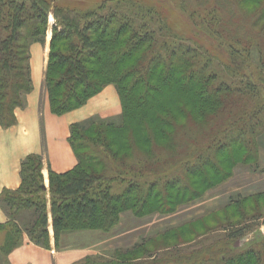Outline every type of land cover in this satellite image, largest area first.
Masks as SVG:
<instances>
[{
    "label": "trees",
    "instance_id": "obj_1",
    "mask_svg": "<svg viewBox=\"0 0 264 264\" xmlns=\"http://www.w3.org/2000/svg\"><path fill=\"white\" fill-rule=\"evenodd\" d=\"M199 3L205 6L189 15L216 23L218 4ZM260 6L263 17L264 4ZM50 13L56 19L46 72L52 112L61 115L81 107L106 85L115 84L124 118L120 125H72L70 141L78 162L63 173L49 171L56 244L67 232H109L126 212L136 217L174 213L228 181L237 166L260 169L264 99L252 102L249 97L253 92L257 95L256 86L242 81L239 90L220 74L215 66L219 64L206 49L188 44L168 25L159 6L142 0H101L87 9L54 0H0L1 124L15 123L16 109L23 107V96L32 89L29 47L34 41H45ZM216 24L233 39L229 49L240 64L236 72L231 71L235 76L244 70L241 53L250 58L254 46L264 68L261 43L250 36L243 39L239 28L231 29L225 21ZM125 60L131 65L122 70ZM181 77L186 80L183 87L192 93L190 100L181 103L178 115L158 114L160 132L146 123L144 144L133 133L124 142L116 134L109 138L106 129L126 126L133 88H142L137 97L142 102L155 81ZM42 167L37 155L29 156L22 163L20 187L3 193L9 218L3 224L8 229L0 242V264H8L7 255L21 243L24 233L36 245L51 246ZM261 218L264 192L235 196L203 217L143 236L110 255H90L74 264H264V233L249 247H236L240 239L255 232L252 225ZM214 224L224 229H215ZM218 230L224 235L211 239Z\"/></svg>",
    "mask_w": 264,
    "mask_h": 264
},
{
    "label": "rangeland",
    "instance_id": "obj_2",
    "mask_svg": "<svg viewBox=\"0 0 264 264\" xmlns=\"http://www.w3.org/2000/svg\"><path fill=\"white\" fill-rule=\"evenodd\" d=\"M101 0H54V3L57 2L59 5L66 6V7H74L78 9H87V8H93L97 4H99ZM150 5H157L160 7V11H163L168 21V25H170L171 28H173L180 36L184 37L188 44L192 46H202L204 49H206L213 57L216 63L219 65L215 66L217 69L220 70V74L226 76V79L229 82H233V85L236 86L239 90L243 87L242 81H244V84L246 81H251L253 85L257 88V95L255 92H253V95H249L250 100L252 102H256L258 99H264V68L259 63L260 57H259V48L254 46L251 50V56L250 58H246V54L244 55L241 53V57H243L245 60V64L242 63L244 70H241L240 73L235 76L234 71L235 68L238 67L240 64H236L235 61L232 58L231 51L229 48L230 42H233L232 37L229 34H222V31L219 29L218 24L216 23H222L226 22L227 26L231 29L239 28L240 35L243 39H246L248 36L252 37V39L255 42L261 43L263 45L264 50V15L261 16L262 10L259 8V3H261L264 0H213L216 4H218V15L219 20H215L216 23L211 22L204 18L201 15H192V17L189 15V11H193V9H200L204 7L205 5L201 4L198 5V3L201 0H142ZM245 1V2H243ZM200 4V3H199ZM258 4V5H257ZM264 4V2L261 4V6ZM260 6V7H261ZM197 11V10H195ZM194 18V19H193ZM56 22V19L54 17L53 13H50L48 18L49 26L46 30L45 34V41H34L30 44L29 47V66H30V74H31V83H32V89L29 93H26L24 98V105L21 107L23 110L26 109L27 106V99L28 95L33 91L35 96V105L37 106V109L32 104L29 108L30 116L34 119L36 115L39 116V123L38 125L35 123H29L28 130L33 134V141L32 146L25 145L24 144V138H19V142L14 144V153L13 150L10 148H7V145L11 144V141H14L15 139L11 137V135L7 134L5 137L0 138V163L4 164L5 162H12L14 163L16 161V155L19 152V148L21 151H24L25 149L33 150L30 151L21 161L20 164V184L16 188H4L2 192L0 193V206L3 209L4 213L6 214L7 220L5 222H0V242L4 241L5 237V230L8 229L3 225L8 221V214L6 212V208L2 204V196L4 191L6 190H16L20 187L22 182V172L21 167L23 161L28 158L31 155H37L43 164L42 167V173L44 176V185L46 187L45 197L47 201V210L49 213V230L52 226V214H51V193H50V181H49V171L54 170L58 173L66 172L72 168L66 169L64 171H57L52 167V162L54 161V153L53 148H60L59 152L62 151V149H65L64 147H67L69 149H73L70 136H71V127L73 124H81L88 126L92 122L103 124V126L107 125L108 123H113L115 125H120L123 123L122 115H123V103H122V97L118 90V87L115 84H108L106 85L100 92L92 96L83 106L78 107L74 110H71L67 113L56 115L51 110L50 100H49V93L46 86V72L51 52V39L53 36V27ZM199 25H197V23ZM242 24V26H241ZM235 30V29H234ZM221 40V41H220ZM249 44L248 42H246ZM245 44V43H244ZM237 48L241 49V45L234 44ZM239 56V55H237ZM131 63L127 62L126 60L120 65V69L126 70ZM34 70L32 67H34ZM233 70V71H232ZM232 71V72H231ZM36 74L39 76V78H36ZM243 74H246L243 75ZM248 76V77H247ZM162 79V78H161ZM160 79V81H155L154 86H152V89L148 90L146 92L145 99L141 102L138 100V96L143 92L142 88L136 87L133 88L132 92L134 94L133 101L131 102V108H130V116L127 120L126 126L120 129L117 128H108L106 129L107 134L109 138H114L116 134V139L123 141L125 138H130L132 136V133L136 136V139L138 143L144 144L143 135L145 133L143 132L144 126L146 123H151L154 126H156V132H160L159 129H157L158 126V114H166L167 112H171L174 115H178L177 109L182 107V102L186 100H190L187 97L191 93L190 90H187L183 87L186 80H184L182 77L177 80V78H166L163 81ZM132 77H128L126 81H128V85L132 84ZM133 86V85H132ZM129 92V90H128ZM192 94V93H191ZM47 97H48V103H49V112L47 110ZM34 101V99H33ZM16 109V118H17V110ZM74 111V112H72ZM71 112V113H70ZM36 113V114H35ZM49 113H52L54 119L57 121V125H59V129L57 130L59 133L57 134L56 140H48L47 134L48 130L52 125L48 123L47 119L49 120ZM48 116V118H47ZM18 124V118L16 119L15 123L10 126H4L0 123V127L4 130H10L13 131L16 125ZM26 127V128H27ZM37 127V129H36ZM23 127L16 128V130H21ZM34 132V133H33ZM39 133V141H36ZM47 133V134H46ZM114 135V136H113ZM56 136V135H55ZM95 137V135L93 136ZM53 138V133L51 131V139ZM264 140V139H263ZM264 143V142H263ZM262 143V144H263ZM264 145V144H263ZM53 154H51V153ZM50 153V155H49ZM64 153V150H63ZM61 153L59 155L60 159H62L65 154ZM75 153V152H74ZM8 156H15L8 159ZM44 162H46V168H44ZM78 162V159H77ZM77 164V163H76ZM240 166H246V168H249V165H239ZM238 167V166H237ZM46 169V170H45ZM252 169V168H249ZM253 170V169H252ZM225 183V182H224ZM221 184L222 185H224ZM197 186V185H195ZM220 186L214 188L209 193L212 194L211 198H214L217 193H221L219 191H222L225 189V186H222L219 189ZM217 189V190H216ZM207 192V193H208ZM226 192V190H225ZM222 192V193H225ZM206 193V195H208ZM205 197V196H204ZM234 197V196H233ZM224 198L226 200H224ZM208 199V198H207ZM206 199V200H207ZM211 199H208L205 204L203 201H197L195 204L190 205H184L179 208L174 213L169 214H153L146 217H136L132 212H129L127 214L126 219L123 218V223L121 226H119L116 229H120L118 231H122L123 233H128L129 231H134L131 236H125V238L117 240V243H130V240H133V238H139L141 240L142 236H152L156 234V232L168 229L169 227H173L177 224H180L182 222H185L190 219L194 218H200L209 213L210 211H214L216 208L221 207L225 205L228 200L227 197L223 196L216 198V202ZM193 205V206H192ZM197 205V206H196ZM221 211L220 213H222ZM225 213L223 212L222 215ZM130 215V216H128ZM222 219V218H221ZM253 223V221H252ZM252 225V224H251ZM215 224L213 225V227ZM53 228V226H52ZM215 229H224V228H217ZM24 229V228H23ZM122 229V230H121ZM136 229H145L146 233L142 232L143 230ZM252 229H256L255 232L250 233L246 237L240 239L238 243L240 244L239 247L243 246L244 248L247 247L248 244H252L254 239L259 236L260 233H264V218L258 219L255 221L252 225ZM81 232H91L89 230H80ZM93 231V230H92ZM71 233V232H67ZM153 233V234H151ZM224 235L222 233V230L215 231L213 234L210 235L211 239L214 237L217 238L219 236ZM25 236H27L26 233H24V237L19 245L15 247L17 249L19 246H21L25 240ZM136 236V237H135ZM28 237V236H27ZM29 238V237H28ZM30 242H32L29 239ZM76 242H78L80 245H82L81 241L87 242L83 239H76ZM34 243V242H32ZM35 244V243H34ZM238 247V248H239ZM14 249V250H15ZM13 250V251H14ZM13 251L7 255L6 260L8 261V264H18V262H15L16 259L12 257ZM109 252V251H108ZM111 252L103 254V255H110ZM33 253L28 254V258L33 257ZM28 258L27 264H30ZM15 260V261H14ZM29 262V263H28Z\"/></svg>",
    "mask_w": 264,
    "mask_h": 264
},
{
    "label": "crops",
    "instance_id": "obj_3",
    "mask_svg": "<svg viewBox=\"0 0 264 264\" xmlns=\"http://www.w3.org/2000/svg\"><path fill=\"white\" fill-rule=\"evenodd\" d=\"M34 68L35 66L32 67L33 70ZM34 74H35V70H34ZM35 77L39 78L37 74ZM27 101L28 102H27L26 109L23 110L22 108H20L19 110H17L18 124L15 127H13L14 128L13 131H11V129L4 130L0 127V138H3L7 134H9L11 135L12 138L15 139L14 141H11V144L9 141V144L7 145V148H10V145H11V149L13 150V153H14V144L19 142V138L21 137L24 138L25 145L32 146V143H34V141L32 140L33 134L28 130L27 126L29 125V123H35L36 125H38L37 122L39 123L40 121L38 115H36V117H34L33 119L30 116L31 113H29V108L32 104L34 105L31 107H34L37 109V106L35 105V96H34L33 91L28 95ZM47 110L49 112L48 97H47ZM48 116L50 118L49 120L47 119V121L48 123H50V125H52V127L49 128L48 134L46 133L47 139L54 141L58 137L57 134L59 132L57 130L59 129V125H57V121L53 117L56 115L49 113ZM20 127H23V129L16 130V128H20ZM51 131L53 133L52 139H51ZM37 141H39V133H38V137L35 143ZM1 144L2 142L0 143V145ZM263 144L261 145L260 150H259V163H260L259 170L255 171V170L249 169L250 167L246 168V166L236 167L234 171V175L228 181H226L224 185H222V186H225V189H223L222 191H219L221 193H217L214 198H211L212 194L208 192L207 193L208 195H205V197L202 199L203 203L205 204V202L208 199H211L210 201L213 200V202L214 201L216 202V198L222 197L223 194L225 197H227V200L229 201V199L233 196L234 197L240 196V195L246 196V195H250L254 193L264 192V145ZM64 148L65 149H62V151L60 152H59L60 148H56V147L53 148L52 153H54V157H53L54 161L52 162V167L57 171H64L66 169L72 168L77 163V157L74 151L67 147H64ZM63 150H64V153H63ZM30 151H33V150H29L27 148L24 151H21V149L19 148V152L16 155V161L14 163L12 162H5L4 164L0 163V193L2 192L4 188H16L19 186L20 178H21L20 177V164H21L22 159ZM61 153L65 154V156L62 159H60L59 157ZM13 157L15 159V156H11V158ZM11 158L10 156H8V159H11ZM46 166H47L46 162H44V168H46ZM222 186L220 185L219 189ZM212 190H210V192ZM222 192H225V193H222ZM224 200L226 199L224 198ZM127 214L129 213L126 212L122 214L121 222L116 228L121 226V224L123 223V218L126 219ZM6 220H7L6 214L4 213L3 209L0 206V222H5ZM116 228L112 229L109 232H103L99 230H93V231L89 230L91 232H84L82 230L83 232L75 231L71 233H64L61 236L59 243L56 244L55 238H54V230L51 226V229H50L51 246L50 247L46 248V247L36 245L30 242L29 238L25 236V240L23 244L13 251L12 257L16 259V261L15 260L14 261L18 262V264H27L26 258H28V254L33 253L34 254L33 257L28 258L30 264H74L76 262L83 260L87 256L106 254V253L112 252L116 248H119V247L127 248L140 241V239L135 236L136 238H133V240H130V243H117L116 242L117 240L125 238L126 235L131 236V234L135 232V230L129 231L128 233L121 234L122 231H118L120 229H116ZM138 230H143L142 232H144V234L146 233L145 229H136V231ZM79 238L86 240L87 242L81 241L82 245H80L78 242L75 241L76 239H79ZM239 245L240 244L237 243L236 247L238 248ZM249 246L250 244L247 245V247ZM239 248L243 249L244 247L241 246Z\"/></svg>",
    "mask_w": 264,
    "mask_h": 264
}]
</instances>
